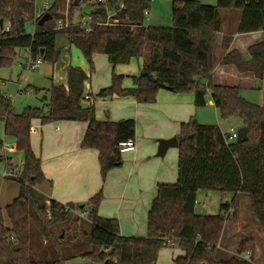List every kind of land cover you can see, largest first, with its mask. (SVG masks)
<instances>
[{
  "label": "trees",
  "instance_id": "obj_1",
  "mask_svg": "<svg viewBox=\"0 0 264 264\" xmlns=\"http://www.w3.org/2000/svg\"><path fill=\"white\" fill-rule=\"evenodd\" d=\"M36 0H0V20L9 23L11 32L4 34L0 26V70L15 63L17 50L31 49L33 57L56 63L60 51L56 48L59 33L66 34L69 43L79 48L90 64L93 56H108L115 67L133 58L142 59L134 86H123L124 76H112L110 87L100 91L99 97H134L139 103H155L162 88L178 93H193L196 107L207 104L210 92L214 105L223 119L239 117L248 130L245 142H227L218 125L193 121L182 123L179 138V178L174 184H159L157 195L148 214L147 236H125L115 218L99 215L103 200L100 191L90 199L89 219L92 223V249L81 252L102 264H155L164 247H179L183 252L177 264H255V243L244 239L237 254L221 257L219 243L226 225L225 213H237L240 193L249 196L252 213L264 236V104L251 103L240 94L237 86L215 83V46L221 31L219 9L241 10L239 33L264 32V0H217V5H205L199 0H173L172 26H148L144 12L150 0H54L46 14L37 16ZM78 2V3H77ZM81 2L89 3L90 13L105 22L108 15L119 24H93L87 32L82 24H74ZM56 18V24L54 22ZM62 20L69 26L58 27ZM32 24V30L27 25ZM231 37H225L229 46ZM234 65L241 74L252 73L264 81V41L249 48L248 57L234 50L222 60ZM89 76L81 67L70 66L67 87L54 85L50 92V109L46 114L39 107H26L17 113L11 100L0 90V124L5 135L14 137L17 149L24 153L23 169L17 181L19 196L0 211V264H64L66 257L52 261L30 258L31 201L36 203L40 193L35 185L46 180L42 161L31 145V126L34 119L42 123L55 121H83L88 128L83 148L99 151L101 174L121 164L119 143L134 140L136 121H100L94 107L84 104ZM2 144V140H0ZM201 190H217L230 194V201L222 202L217 214L195 211ZM74 204H63L45 198L36 211L47 237L51 228L67 223ZM252 250L247 260L241 257Z\"/></svg>",
  "mask_w": 264,
  "mask_h": 264
},
{
  "label": "crops",
  "instance_id": "obj_2",
  "mask_svg": "<svg viewBox=\"0 0 264 264\" xmlns=\"http://www.w3.org/2000/svg\"><path fill=\"white\" fill-rule=\"evenodd\" d=\"M202 4L217 5V0H207ZM219 19L221 31L217 35L215 46V83L237 86L240 92L261 89L262 104H264V81L258 80L252 73L241 74L234 65L222 64L223 58L234 50L248 57L249 48L264 41V32L259 30L239 33L241 10L219 9ZM147 20L148 22H145L148 26H172L170 22L166 24L159 19L151 8ZM225 37L232 38L229 46L223 45ZM94 61V71L85 65L82 68L89 76L86 93L94 99L95 117L100 121L114 122L121 119H134L136 121L134 139L136 149L121 152V164L111 169L107 177L103 179L99 151L95 148L82 147V141L88 128L87 122L65 120L42 123L39 120L36 122L38 127L35 128L38 132L31 134V145L34 153L42 161V170L46 180L36 184L35 189L45 198H52L63 204H74L75 209L72 211L78 215H83L79 214L80 211L87 214L91 207L90 199L102 191L103 200L99 206V215L104 218L117 219L121 233L125 236L145 237L147 236L148 214L157 195L159 184H174L179 178L178 147L171 146L165 155H158L159 139H170L175 136L178 138L182 123L189 122L193 118V114L187 111H192L195 105V95L174 94L172 90L162 88L158 93L157 101L150 104L139 103L132 96L99 97L101 90L111 86L112 78L109 73L111 69L114 72L116 66L114 67L109 62L107 55H96ZM142 61L139 62L137 70L134 66L128 65H119L116 68V74L125 77L123 83L125 88L134 86L132 77L139 76ZM128 67L133 71H130ZM61 80L63 82L59 85L67 87V77ZM208 96L207 103L214 105L210 92ZM189 118L191 119L188 120ZM205 125L213 124L205 123ZM172 147H176L177 152L171 150ZM169 154L177 155L175 163L172 161L170 164V161L166 160ZM2 193L4 196L2 194L0 197V208L6 207L19 196V182L17 186L13 183L8 184L5 190L3 188ZM241 195L242 193H240V198ZM247 197L250 202L248 195ZM226 201L230 200L224 202ZM200 205L207 206L205 201H200ZM227 233L226 235L223 232L219 243L220 248L223 243L236 245L238 248L243 238L252 239L257 244L251 234H246L242 229L238 230V227L230 226Z\"/></svg>",
  "mask_w": 264,
  "mask_h": 264
},
{
  "label": "rangeland",
  "instance_id": "obj_3",
  "mask_svg": "<svg viewBox=\"0 0 264 264\" xmlns=\"http://www.w3.org/2000/svg\"><path fill=\"white\" fill-rule=\"evenodd\" d=\"M43 1L44 0H37L38 5L41 6V3ZM53 1L54 0H50L49 2L53 4ZM199 1L203 3L207 0ZM172 2L173 0H150V8L153 10L155 15H157L159 19H161L164 23L167 24L170 22L171 25L173 21ZM90 5L91 4L89 3L81 2L80 7L75 14V19L79 20L81 19V15H86L87 13H89ZM145 21L148 22L147 19ZM54 22L56 24V18H54ZM27 30H32V24L29 23L27 25ZM56 48L60 51V57L58 61H56V63L43 61V63L38 68L31 69L30 67L26 66V64L29 63V59L24 56V50H17L18 55L15 59V63L11 67L2 68L0 70V90L11 100L12 107L15 112L20 113L26 107L30 106L39 107L46 114H48L50 109V92L48 90L51 89L54 85H59V83L63 82V80L61 79L67 77L68 68L70 66L82 68L83 65L90 68V64L85 58L82 51L76 46L69 43L66 34L59 33L57 35ZM96 55L105 56V54L96 53L93 56V60ZM141 61L142 60L133 58L130 63L118 64L116 68L119 65H128L134 66V69L137 70L138 64ZM116 68L114 72H112V69L110 70L109 74L111 75V78L113 74L117 72ZM128 68L130 71H133L130 67ZM100 75L102 76L101 70ZM88 82L89 81L86 82V88ZM2 83H4V85ZM173 93L180 94L174 91ZM208 94L206 99H209ZM240 94L251 103L260 104L263 101L262 91L258 88L243 90L240 92ZM46 96L48 98H46ZM187 112L193 114L192 121L196 119L197 122L201 124L210 123L213 125H218L225 136H228L232 127L236 130H239V128L243 127V121L241 118L231 117L223 119L219 111L213 104L209 105L207 103L204 107H195L194 105L192 111ZM190 119L191 118H189L188 120ZM39 120L40 119H34L32 121V135L38 132L35 130V128L38 127L36 125V122ZM167 123H169V120H167ZM0 140H2L3 142L2 145L4 146L7 157L11 158L16 165L21 167L22 161L24 160V153L19 149L10 151L11 146H16V140L12 136L5 135L3 123L0 124ZM6 148H8L9 150H6ZM4 149L0 150V157L4 154ZM171 150L177 152L176 147H172ZM175 154L174 156L172 154L167 155L166 160L170 161V164H172V161L173 163H175V159L177 158V155ZM3 168L4 164L0 161V169L3 170ZM12 183L17 186V179H4L0 176V197L2 194L4 196V193H2L3 188L5 190L8 184ZM241 196L242 197L240 198L237 218L234 216L233 211V219L230 218L226 221L224 234H228L227 232L230 226L238 227V230L242 229L246 234H251L255 238V241L257 243L255 244L254 262L255 264H264V236L262 229L253 216L247 194L242 193ZM230 198V194H223L217 190H201L198 193L197 201H205L207 206L203 207L202 205L197 203L195 211L203 215L217 214L220 211L221 203L225 200H230ZM44 203L45 197L41 193L39 195L37 194L36 203H34V200L31 201L30 258L32 260L38 261H52L61 256L66 257L64 264H102L101 262L92 260L88 256L81 253L92 249V245L90 243V231L92 223L89 219L88 213L86 214V212L80 211L79 214L83 215H78L75 211H72L69 221L67 223H59L55 227L51 228L52 235L50 237H47L43 230L42 221L36 211V205H43ZM5 208V206L0 208L3 214H5ZM244 239L245 238H243L242 240ZM237 250L238 248L236 247V245L223 243L222 248L219 247L218 254L221 257L228 258L236 255ZM182 254L183 252L179 247H164L163 249H161L159 258L155 264H177L175 260Z\"/></svg>",
  "mask_w": 264,
  "mask_h": 264
},
{
  "label": "built area",
  "instance_id": "obj_4",
  "mask_svg": "<svg viewBox=\"0 0 264 264\" xmlns=\"http://www.w3.org/2000/svg\"><path fill=\"white\" fill-rule=\"evenodd\" d=\"M49 1L50 0H44L41 3V6L38 5L37 0L35 1L36 6H37V16H42V15L46 14L48 9L52 6V4ZM99 1L105 2V0H99ZM112 16H113V14L110 13L107 17V20L105 22H101L89 12L86 15L81 16V19L79 21H76L74 24H82L83 27L85 28V30L87 32H90L92 30L93 24H107V25L119 24V20L112 18ZM144 16H145V19H147V17L149 16V9L145 10ZM63 26H69V24L68 23L65 24V23H63L62 20H59L58 27L61 28ZM2 31L4 34L10 33L11 32L10 24L5 23V25L2 27ZM24 56L27 59H29V63L26 64V66L30 67L31 69H36L43 63V57L42 56L33 57L30 48L24 49ZM83 102L87 103V105H89V104L92 105L94 102V99L90 94L85 93L84 97H83ZM238 136H239L238 131L234 128H231L230 133L227 136V142L237 141ZM119 148H120V151L122 153L128 152V151H133L136 149V144H135V141L133 139L127 140V141H122L119 143ZM3 149H4V146L2 144H0V150H3ZM16 149H17L16 146L10 147V151H13ZM6 150H9V149L6 148ZM3 152H4V154L1 155L0 161L4 164V168H3V170L0 169V176L3 177L4 179H6V178H17L22 173L24 161H22L21 167H19L18 165H16L12 161L11 158L7 157L5 149ZM197 203L200 204V202H198V201H197ZM203 206H205V204ZM233 211H234V209H231L227 213H225L226 221L229 220L230 218L233 219V216H232ZM252 256H253L252 250H248L243 255H241L242 258L247 259V260L251 259Z\"/></svg>",
  "mask_w": 264,
  "mask_h": 264
},
{
  "label": "water",
  "instance_id": "obj_5",
  "mask_svg": "<svg viewBox=\"0 0 264 264\" xmlns=\"http://www.w3.org/2000/svg\"><path fill=\"white\" fill-rule=\"evenodd\" d=\"M78 3V2H77ZM4 24V20L1 19L0 20V26L2 27ZM47 98V96H46ZM197 120H193V123H196ZM238 142H245L248 140V130L247 127L243 126L238 130ZM179 145V140L178 138L175 136L173 138L170 139H159V152L158 155H165L167 149L171 146H178Z\"/></svg>",
  "mask_w": 264,
  "mask_h": 264
}]
</instances>
